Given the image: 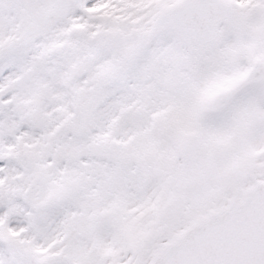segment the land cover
<instances>
[{
	"label": "snow or ice",
	"instance_id": "1",
	"mask_svg": "<svg viewBox=\"0 0 264 264\" xmlns=\"http://www.w3.org/2000/svg\"><path fill=\"white\" fill-rule=\"evenodd\" d=\"M0 264H264V0H0Z\"/></svg>",
	"mask_w": 264,
	"mask_h": 264
}]
</instances>
